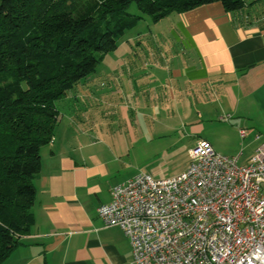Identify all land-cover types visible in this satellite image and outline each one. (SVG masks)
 Segmentation results:
<instances>
[{
    "label": "crops",
    "instance_id": "1",
    "mask_svg": "<svg viewBox=\"0 0 264 264\" xmlns=\"http://www.w3.org/2000/svg\"><path fill=\"white\" fill-rule=\"evenodd\" d=\"M176 15L170 28L174 40L164 43L168 50L160 48L162 58L138 60L125 71L114 68L88 81L87 88L74 93L86 104L78 110L87 114L95 106L87 103L90 100L98 105L110 101V106L122 110L127 134L137 140L162 136L154 125L159 110L168 115L173 105L181 104L180 111L187 113L190 99L200 104L211 101L220 120L226 119L223 124L239 133L243 144L239 160L246 162L264 142V17L259 14L243 23L221 2ZM150 32L159 37L162 31ZM157 65L163 72L161 82L154 73ZM144 66L151 68L145 88L138 76ZM82 115L65 113L53 140L42 146L34 223L1 264H132L129 239L120 226H105L97 211L111 200L114 186L131 178L121 175L128 137L107 132L104 122L86 125ZM203 139L217 152L237 156L238 147L227 152L213 135Z\"/></svg>",
    "mask_w": 264,
    "mask_h": 264
},
{
    "label": "trees",
    "instance_id": "2",
    "mask_svg": "<svg viewBox=\"0 0 264 264\" xmlns=\"http://www.w3.org/2000/svg\"><path fill=\"white\" fill-rule=\"evenodd\" d=\"M212 2L243 23L264 17L261 0H0V264L34 223L35 177L56 133V101L144 15L159 21ZM132 4L140 14L129 12Z\"/></svg>",
    "mask_w": 264,
    "mask_h": 264
},
{
    "label": "built area",
    "instance_id": "3",
    "mask_svg": "<svg viewBox=\"0 0 264 264\" xmlns=\"http://www.w3.org/2000/svg\"><path fill=\"white\" fill-rule=\"evenodd\" d=\"M189 153L177 176L114 186L97 209L105 226H120L132 264H264V142L246 162L206 139Z\"/></svg>",
    "mask_w": 264,
    "mask_h": 264
},
{
    "label": "rangeland",
    "instance_id": "4",
    "mask_svg": "<svg viewBox=\"0 0 264 264\" xmlns=\"http://www.w3.org/2000/svg\"><path fill=\"white\" fill-rule=\"evenodd\" d=\"M129 12L133 14L141 13L136 4L131 5ZM176 19V12L166 15L159 21H154L151 16L144 15L137 25L128 29L119 39V45L115 51L102 54L106 59L97 66L95 72L89 74L74 89L68 91L65 97L58 99L55 103L60 111L59 123H61L63 115L67 112L77 113L78 116L84 113L82 118L87 122L86 125L92 122H104L107 132H120L123 138L128 137V152L123 155L121 160V175L123 177H132L140 172L149 174L156 180L177 176L184 172L190 164V148L194 147L200 138H208V135H213L216 142L227 152L234 147H238V155L242 150L243 144L239 133H235L223 124L226 119L220 120L217 115L216 103H211V101L208 104H200L192 98L190 99L192 101L189 106L190 110L187 113L180 111V107L184 109L181 104L173 105L174 111L168 113V115L159 110L158 115L154 117V125L157 131L163 132L162 136L138 137L137 140L127 134L128 127L125 118L122 117V110L119 111L117 108L110 106V101H107L105 105H98L95 101L90 100L87 103H94L95 106L88 110L87 114L86 110H78L81 109L82 104L84 106L86 104L84 101L75 99L74 93L78 88L80 90L87 88L88 81L94 80L98 75L109 72L114 68L125 71L129 67H134L135 62L138 60L143 62L149 57L162 58L160 48H165L163 47L164 43L166 45L170 44L169 39L174 40L170 34V28L175 25ZM151 30L152 32H162L157 37L150 34ZM165 50H168V48L163 49V51ZM100 54L97 53L98 56ZM153 68H155L154 73L160 76L158 82H161L163 76L161 67L157 65ZM150 69L144 66L143 69L138 71V76L145 82L142 85L143 88L147 87L146 83L149 85V77L147 76ZM157 75H155V78H157ZM199 112L204 113L203 117L199 116ZM166 116L169 118L168 124L171 126L169 128L165 122Z\"/></svg>",
    "mask_w": 264,
    "mask_h": 264
}]
</instances>
